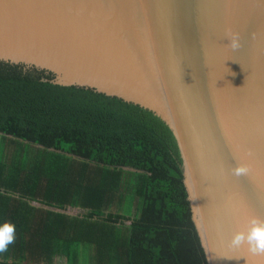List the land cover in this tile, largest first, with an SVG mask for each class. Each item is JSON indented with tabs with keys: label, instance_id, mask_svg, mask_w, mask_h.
Returning a JSON list of instances; mask_svg holds the SVG:
<instances>
[{
	"label": "water",
	"instance_id": "water-1",
	"mask_svg": "<svg viewBox=\"0 0 264 264\" xmlns=\"http://www.w3.org/2000/svg\"><path fill=\"white\" fill-rule=\"evenodd\" d=\"M0 75L151 112L176 142L206 264H264L231 244L264 219V0H0Z\"/></svg>",
	"mask_w": 264,
	"mask_h": 264
},
{
	"label": "trees",
	"instance_id": "trees-1",
	"mask_svg": "<svg viewBox=\"0 0 264 264\" xmlns=\"http://www.w3.org/2000/svg\"><path fill=\"white\" fill-rule=\"evenodd\" d=\"M5 220L0 264H206L172 133L91 89L0 75Z\"/></svg>",
	"mask_w": 264,
	"mask_h": 264
},
{
	"label": "clouds",
	"instance_id": "clouds-1",
	"mask_svg": "<svg viewBox=\"0 0 264 264\" xmlns=\"http://www.w3.org/2000/svg\"><path fill=\"white\" fill-rule=\"evenodd\" d=\"M236 38L231 39V47L238 48ZM236 175L246 174L247 168L240 165L234 169ZM16 240V225L5 220L0 223V254L7 253ZM231 244L241 246L247 244L249 251L256 255H264V219L258 216H250L246 222V228L233 235Z\"/></svg>",
	"mask_w": 264,
	"mask_h": 264
},
{
	"label": "rangeland",
	"instance_id": "rangeland-1",
	"mask_svg": "<svg viewBox=\"0 0 264 264\" xmlns=\"http://www.w3.org/2000/svg\"><path fill=\"white\" fill-rule=\"evenodd\" d=\"M34 205L39 206V204H36V203H34ZM64 213H67L68 215H72V216H78V215L83 214V210L82 208H68L67 207ZM83 261L85 262L84 259ZM55 264H66V261L64 258L58 257L56 258Z\"/></svg>",
	"mask_w": 264,
	"mask_h": 264
}]
</instances>
